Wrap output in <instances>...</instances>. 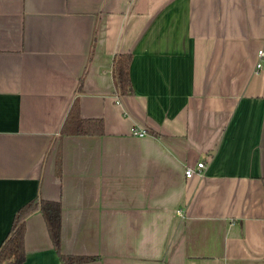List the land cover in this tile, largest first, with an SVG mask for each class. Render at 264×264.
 <instances>
[{"label":"crops","instance_id":"0c3cea01","mask_svg":"<svg viewBox=\"0 0 264 264\" xmlns=\"http://www.w3.org/2000/svg\"><path fill=\"white\" fill-rule=\"evenodd\" d=\"M262 48L264 0H0V242L39 192L83 264H264Z\"/></svg>","mask_w":264,"mask_h":264},{"label":"trees","instance_id":"16d2710c","mask_svg":"<svg viewBox=\"0 0 264 264\" xmlns=\"http://www.w3.org/2000/svg\"><path fill=\"white\" fill-rule=\"evenodd\" d=\"M131 59L132 57L129 53L117 54L113 57L112 79L119 96L131 93ZM34 213L41 214L48 237L61 264H83L95 259L92 256L66 255L60 251L62 232L61 203L60 201L43 199L38 192L33 199L20 206L14 213L10 228L0 242V264H22L25 261L24 238L26 220Z\"/></svg>","mask_w":264,"mask_h":264},{"label":"built area","instance_id":"2783aa9c","mask_svg":"<svg viewBox=\"0 0 264 264\" xmlns=\"http://www.w3.org/2000/svg\"><path fill=\"white\" fill-rule=\"evenodd\" d=\"M264 67V48L259 49L256 53V63H255V71H259ZM132 134L138 137H142L146 134L144 130H133ZM196 168L201 170L204 168V163L199 162L196 165ZM194 174V170L191 167H188L184 172L186 178H190Z\"/></svg>","mask_w":264,"mask_h":264}]
</instances>
